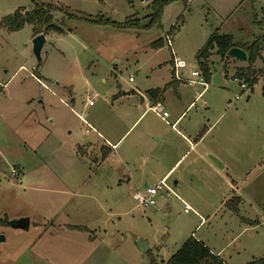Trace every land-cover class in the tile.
<instances>
[{"label": "rangeland", "instance_id": "rangeland-1", "mask_svg": "<svg viewBox=\"0 0 264 264\" xmlns=\"http://www.w3.org/2000/svg\"><path fill=\"white\" fill-rule=\"evenodd\" d=\"M42 1L60 10L54 23L66 33L47 34L41 81L32 27L0 28V264H150V254L168 261L190 237L227 264L264 258V42L253 87L238 77L248 62L212 52L208 84L197 62L216 31L242 48L260 40L264 0H177L153 24L154 0ZM19 8L32 11L34 0H0V21ZM132 16L139 29L80 19ZM173 54L187 65L177 85ZM168 84L163 120L134 91ZM181 114L179 134L171 124ZM105 139L118 143L113 151ZM184 155L167 181L179 198L160 191L154 208H141L133 194L157 186ZM117 176L130 183L117 187ZM235 198L238 213L227 206ZM23 218L28 230L9 225Z\"/></svg>", "mask_w": 264, "mask_h": 264}, {"label": "trees", "instance_id": "trees-1", "mask_svg": "<svg viewBox=\"0 0 264 264\" xmlns=\"http://www.w3.org/2000/svg\"><path fill=\"white\" fill-rule=\"evenodd\" d=\"M177 0H154L151 4L152 10V20L151 24L159 22L162 13L164 11L165 6L173 3ZM181 1V0H178ZM184 4L187 6L189 4L188 0H182ZM56 11H60L56 6H54L51 2H43L42 0H34V9L32 11H27L24 8H19L13 14L4 17L0 21V28L6 30L9 33H14L21 31L25 28L26 25H30L33 29L34 37L45 34L47 36L48 33H57L63 34L64 31L59 26L54 23V13ZM65 18H77L73 14H70L69 10H64ZM137 16L129 17L123 24H117L108 20H89L82 19L83 21H87L90 24L96 26H104L109 25L117 29H139L140 21L136 19ZM150 24V25H151ZM264 42V34L262 35L260 40L255 41L248 48H242L248 54V64L249 67L246 71H240L238 77L248 84L249 87H253L257 84L256 79L254 78V72H251L252 66L257 61V59L261 56L262 43ZM164 41L162 39L156 41L153 46L154 48H162ZM233 47H240L235 42L232 36L230 35H221L218 31H216L211 37H209L203 47V49L197 55L198 66L202 71L205 83H209L211 79V72L209 69V58L212 55V52L216 51V54L221 57V59H226L228 51ZM38 70H35L34 76L37 77L40 81L41 79L38 77ZM235 78V79H239ZM170 86V84L164 87L162 90H156L157 94H161L166 91V89ZM151 96L154 93L150 92ZM105 149V148H103ZM107 151L109 149L107 148ZM107 156L104 157V159ZM234 203L235 207H231V204ZM240 203L239 198H235V200L227 203V206L232 208L233 212L238 213L239 209L237 206ZM73 230L78 231H86L87 229L83 227H72ZM150 253V252H149ZM150 264H226L220 256L214 254L203 242L197 240L194 237H190L182 247L172 255V257L165 262L162 260L159 262L152 254H150ZM249 264H264V258L260 260H256Z\"/></svg>", "mask_w": 264, "mask_h": 264}, {"label": "crops", "instance_id": "crops-1", "mask_svg": "<svg viewBox=\"0 0 264 264\" xmlns=\"http://www.w3.org/2000/svg\"><path fill=\"white\" fill-rule=\"evenodd\" d=\"M192 1H194V0H190V2H192ZM54 6H55V4H53ZM61 28V27H60ZM62 30L64 31V29L62 28ZM64 33H66L65 31H64ZM48 36V35H47ZM33 38H35L34 37V35H33ZM164 45V44H163ZM152 47H154V46H152ZM239 48H241V47H239ZM154 50H157L158 52L161 50V48H153ZM242 49V48H241ZM175 58H177L176 57V55H174L173 54V61H172V63H174V59ZM180 59V58H179ZM186 64V63H185ZM174 67V66H173ZM186 68H187V65H186ZM174 70V69H173ZM181 70H183V69H181ZM181 70H179V76H180V71ZM174 74H175V70H174ZM176 76H174V78L173 79H175V82H177L176 83V85L178 84V83H180V81L177 79V78H175ZM236 80V79H235ZM134 82V81H133ZM182 83V82H181ZM169 85V84H168ZM172 85H173V83H172ZM156 90H160V88H157V89H150L149 91H147L148 93V96H145L141 91H139V90H136V91H134L135 92V94H138L141 98H142V100L143 101H145L146 100V102H147V110H150V108H152V107H154V106H156L157 104H160V102L161 101H165V92H163V93H161V94H157V92H156ZM162 90V89H161ZM154 91V93L152 94V96L150 95L151 93L150 92H153ZM121 94H123L122 92L119 94V96L121 95ZM124 95V94H123ZM127 96H130L129 94H127ZM73 103H74V100H73ZM149 104L151 105V106H149ZM147 112V111H146ZM145 113H143V115H144ZM157 115V114H156ZM183 115L184 114H181L177 119H176V121L173 123V124H171V127L173 128V129H176V126L180 123V121H181V119L183 118ZM89 126L91 127V125L89 124ZM92 129H94V128H92ZM177 130V129H176ZM177 132L179 133V134H181V132H179L178 130H177ZM102 138H104L101 134H99ZM202 135L200 134V135H198L196 138H192V139H188V141H189V144H190V150H193V149H195V148H197V145L202 141ZM106 140V139H105ZM106 142L108 143V147L110 148V149H112V151L114 150L113 148H115L116 147V145L118 144H112L111 145V143L109 142V141H107L106 140ZM110 146H112V147H110ZM103 147H106V146H103ZM108 148V149H109ZM111 150H110V155H111V152H112ZM2 153H4V151H3V149L1 148V145H0V155L2 154ZM107 155L108 157H106L105 158V160H108V158H110V155ZM185 156L186 155H184V156H182L181 158H179L178 160H177V162H176V164H174L168 171H167V173L163 176V177H160V181H159V183L163 180V179H166V182L168 181V179H169V176L170 175H172V173H173V170L176 168V166L182 161V160H184V158H185ZM214 158V157H213ZM215 159V158H214ZM1 161V160H0ZM186 161V160H185ZM218 161V160H217ZM221 164V163H220ZM222 165V164H221ZM219 168H221V169H223L224 168V166L222 165V167H219ZM123 176H128L126 173H123L122 174ZM118 177V176H117ZM130 180H131V178L130 177H128V179H122V178H120V177H118V179H117V181H116V184H117V187H121V184H123L125 181H128L129 183H130ZM180 180H176L175 181V183H174V185H175V187H179L180 186ZM158 183V184H159ZM152 186V185H151ZM152 187H154V186H152ZM172 190H173V188L171 187V186H169ZM139 192H141L140 190L139 191H137L136 193H139ZM173 192H174V190H173ZM136 193H134V194H136ZM175 193V192H174ZM176 194V193H175ZM176 196L179 198V196L176 194ZM197 239V238H196ZM197 240H199V239H197ZM199 241H201V240H199ZM201 242H203V241H201ZM204 243V242H203ZM205 244V243H204ZM206 245V244H205ZM207 246V245H206ZM208 247V246H207ZM209 248V247H208ZM210 249V248H209ZM211 250V249H210ZM212 251V250H211ZM213 252V251H212ZM214 253V252H213ZM215 254V253H214ZM216 255H218V254H216ZM221 258V257H220ZM224 261V260H223ZM165 262H167V261H165ZM225 262V261H224ZM226 263V262H225ZM227 264V263H226Z\"/></svg>", "mask_w": 264, "mask_h": 264}, {"label": "built area", "instance_id": "built-area-1", "mask_svg": "<svg viewBox=\"0 0 264 264\" xmlns=\"http://www.w3.org/2000/svg\"><path fill=\"white\" fill-rule=\"evenodd\" d=\"M166 41L168 43V46L172 48V40L169 35L166 36ZM174 70H175V76L179 81H185L184 79L179 76V70L185 69L186 64L184 61L175 58L174 59ZM193 77L199 78L200 74L198 72H193L191 74ZM134 80L131 78L130 82H133ZM189 83H195L194 81H189ZM242 89H246L247 86L245 83L241 85ZM90 106H93V102H89ZM151 111L155 112L158 116H160L163 120H166L168 118L169 114L166 113L163 110V107L161 104H157L156 106L150 108ZM166 190L169 194H174L173 190L167 185L166 179H163L157 186L155 187H150L145 190V192H139L136 194H133V199L138 203V205L143 208V209H151L154 208L157 205L156 198L159 195L160 191ZM190 208L189 206H185V212H189Z\"/></svg>", "mask_w": 264, "mask_h": 264}, {"label": "water", "instance_id": "water-1", "mask_svg": "<svg viewBox=\"0 0 264 264\" xmlns=\"http://www.w3.org/2000/svg\"><path fill=\"white\" fill-rule=\"evenodd\" d=\"M47 43V36L45 34H40L38 36H36L33 39L32 45H33V53L34 56L36 58L37 61V68L38 69L42 63V50L44 48V46ZM227 56L229 58H232L236 61H244L247 62L248 61V54L241 48L239 47H233L231 48L228 53ZM211 159L218 164L219 167H222V165L220 164V162H218L216 159H214L213 157H211ZM9 225L14 228V229H21V230H28L29 226H30V220L28 218H23L20 220H16V221H12L9 223ZM0 241H4V238H0ZM139 247L143 252H147L148 249V245L146 243H143L142 241H139Z\"/></svg>", "mask_w": 264, "mask_h": 264}]
</instances>
